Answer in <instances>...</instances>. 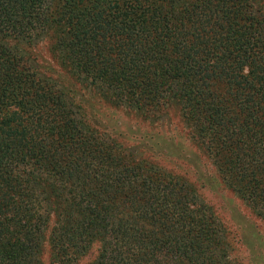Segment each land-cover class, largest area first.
Returning a JSON list of instances; mask_svg holds the SVG:
<instances>
[{"label": "trees", "instance_id": "trees-1", "mask_svg": "<svg viewBox=\"0 0 264 264\" xmlns=\"http://www.w3.org/2000/svg\"><path fill=\"white\" fill-rule=\"evenodd\" d=\"M98 105L157 125L175 107L209 186L264 232V0H0V264L45 246L51 264H239L193 183L145 153L170 138L117 140Z\"/></svg>", "mask_w": 264, "mask_h": 264}, {"label": "rangeland", "instance_id": "rangeland-1", "mask_svg": "<svg viewBox=\"0 0 264 264\" xmlns=\"http://www.w3.org/2000/svg\"><path fill=\"white\" fill-rule=\"evenodd\" d=\"M32 53L40 69L50 74L57 73L46 40L35 44ZM90 98L96 100L94 95ZM90 111L96 117L100 128H106L111 136L124 143L142 141L148 145L153 141L154 136L161 140L170 138L171 148L169 150L163 149L164 143L161 141L159 147L157 145H153L149 149L147 147L145 153L154 156L155 161L162 164L164 168L183 172L186 178L193 183L202 200L209 204L216 216L235 233L237 241L233 239V254L239 264H264V244L262 246L264 232L260 222L254 220L249 208L231 191L209 186L210 181L205 176L212 173L213 169L207 160L196 152L194 144L188 139L186 128L184 124L182 125L175 107L167 108L166 106L160 117L163 122L159 125L152 122L147 124L141 120L138 114L126 108L117 109L98 105L95 112ZM177 142L182 147L183 154L177 153L179 151L175 147ZM165 152L174 154L165 156ZM190 155L191 158H189ZM213 176L215 181L218 180L215 173ZM250 232L251 238L248 237V240L253 238L254 241L248 244L244 238ZM258 243H260V247L257 248ZM93 254L94 250H91L76 264H87ZM41 264H51L46 246L41 253Z\"/></svg>", "mask_w": 264, "mask_h": 264}]
</instances>
